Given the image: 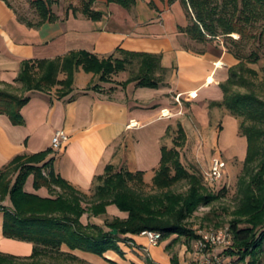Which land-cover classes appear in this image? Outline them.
Returning a JSON list of instances; mask_svg holds the SVG:
<instances>
[{
    "label": "crops",
    "instance_id": "crops-1",
    "mask_svg": "<svg viewBox=\"0 0 264 264\" xmlns=\"http://www.w3.org/2000/svg\"><path fill=\"white\" fill-rule=\"evenodd\" d=\"M53 1L58 19L37 26V20L29 17L36 16L29 7L20 10L13 0H0L1 88L18 91L17 78L25 60L53 59L78 50L120 58L125 56L120 49L161 54L166 71L158 73L162 82L153 88L139 86L136 80L122 84L138 70L136 64L113 74L110 81H101L99 75L80 67L67 96L60 97L58 87L28 92L30 101L22 108L24 124H14L7 114H0V169L17 155L50 149L47 159H54L55 171L83 192L86 202L93 195L95 177L105 173L108 165L143 170L145 177L152 178L160 166L162 142L170 129L181 123L188 130L193 122L197 133L204 135L212 117L221 121L223 110L210 107V103L224 98L221 83L228 79L235 58L224 45L210 44L202 54L188 49L192 40L181 30L189 24L182 0H137L131 9L108 0H70L68 6L62 0ZM89 2L93 10L103 12L101 19L83 12ZM227 116L224 114L223 119ZM61 129L69 134V140L62 149H55L53 136ZM25 189L43 197L57 192V188L47 186L35 188L34 175L29 176ZM1 205L10 206V199L0 198ZM112 209V217L127 216L115 204L108 206V212ZM82 220L105 227L101 215L87 212ZM3 226L4 211L0 209V251L30 256L34 243L6 237ZM123 237L120 244L128 249L127 257L146 254L155 264H171L172 257L178 256L184 264L180 254L170 252L176 236L158 245L142 233ZM62 249L81 252L65 244ZM106 255L120 258L114 250Z\"/></svg>",
    "mask_w": 264,
    "mask_h": 264
},
{
    "label": "trees",
    "instance_id": "trees-1",
    "mask_svg": "<svg viewBox=\"0 0 264 264\" xmlns=\"http://www.w3.org/2000/svg\"><path fill=\"white\" fill-rule=\"evenodd\" d=\"M27 1L38 18L37 26L58 19L52 9L53 0ZM108 1L128 9L137 3V0ZM182 3L189 17V24L181 27L192 40L187 44L188 49L202 54L212 42L224 38V45L228 44L227 51L239 60L230 67L228 79L221 83L224 98L212 101L210 107L224 108L233 116L244 119L240 126L248 140V149L245 173L240 179L242 197L233 211L235 217L230 225L233 243L227 252L245 260L247 256H255L264 245V98L253 89L242 90V87L252 86V81L245 76L247 70L242 60L250 58L255 62L259 59L257 51L249 55L244 52L245 39H264V0H182ZM83 12L95 20L103 16L102 11L91 8V2L84 5ZM254 28L260 31L253 33ZM235 34L240 38L234 37ZM119 51L125 56L100 57L78 50L53 59L25 60L17 78L22 83L23 92L0 87V114H7L14 124H24L22 108L30 101L27 93L48 91L57 86L59 96H67L73 90L80 67L99 75L101 81H110L113 74L136 64L138 70L132 71L123 85L136 80L139 86H160L162 78L158 73L166 71L161 54ZM61 74H64L63 78ZM177 128L179 134L175 145L180 147L186 142V130L181 123ZM51 152L48 149L32 155H17L5 169H0V198H9L11 202L10 206H0L4 211L3 233L9 238L34 243L30 256L0 251V264H47L39 257L49 253L88 262L64 251V244L71 250L101 256L114 250L125 257L120 244L125 239L123 235H138L145 230L161 232V240L176 236L171 243L181 237L190 242L199 238V234L188 225V219L200 205L211 204L219 198V194L207 192L202 178L185 167L178 147L163 145L160 166L153 178L161 191L150 194L138 192L130 184L134 181L142 184L145 171L117 169L111 164L105 173L95 177L94 199L87 207L84 206L85 194L55 171L53 158L47 159ZM31 175H34L35 188L47 186L62 191L51 197L28 192L25 184ZM183 179L189 181L188 192H173L171 186ZM110 204H115L127 216L105 221V227L83 222L85 213L99 216L107 212ZM115 229L117 234L113 232ZM171 264H180L178 256L172 257Z\"/></svg>",
    "mask_w": 264,
    "mask_h": 264
},
{
    "label": "rangeland",
    "instance_id": "rangeland-1",
    "mask_svg": "<svg viewBox=\"0 0 264 264\" xmlns=\"http://www.w3.org/2000/svg\"><path fill=\"white\" fill-rule=\"evenodd\" d=\"M13 1L18 9L21 10L23 8L26 10L29 7L31 12L34 14L27 0ZM69 1L70 0H62V4L64 3L68 6L70 5ZM29 17L36 20L38 19L34 15H29ZM252 31H254L253 33H256V31H260V29L254 28ZM237 35L238 36L236 38H240V35ZM244 44V52L249 55L253 51H257L259 53V59L255 62L249 60L250 58H244V60H242L247 70L245 72V76L252 81L251 87H242V90L246 91L249 88L253 89L264 98V39L261 40L252 37L250 39H245ZM212 45L223 46L224 38L217 39L216 42H212ZM224 46L226 48L228 44ZM238 62L239 60L235 58V63ZM62 75L64 77V74H61V76ZM17 89L18 91H15L16 93L23 92L22 83L18 82ZM221 110H223L221 121L212 117L210 129L207 128L204 135L197 133L196 128L192 127V122V126L188 130L185 129L186 142L183 146L179 147L175 145V138L179 134L177 126L168 131L162 142V144L168 148L178 147L180 150L181 161L185 167L191 173L197 174L202 178L203 185L207 192L219 194V198L217 200L213 201L211 204L200 205L194 214L188 219V225L195 229L197 233L202 230L206 231L230 228L231 221L235 217L233 211L237 208L242 197L240 179L245 173V158L248 149V140L246 136L243 135L240 126L244 119L242 117L233 116L224 108H221ZM226 113L228 116L226 119H223L224 114ZM192 120H194L193 117ZM216 155L223 158L226 163V167L223 172V177L219 181L210 182L206 178V175L211 167L212 159ZM154 176L152 178L144 177V182L142 184L134 181L130 185L142 194L159 192L161 189L155 186L153 182ZM189 188V181L187 179H183L172 185L170 189L176 193H187ZM56 190L57 192L55 194L62 191L59 188ZM93 199L94 198H92V196L88 197L86 201L87 203L85 202L84 206H90ZM115 208L121 211L116 205ZM114 211L115 210L112 209L108 212L107 207V212L101 214V217L106 221L112 220L114 218L112 217ZM172 237L175 236H171L170 238L172 239ZM227 248V246H218L212 251L214 255L222 258L221 264H252L253 261H255L254 264H264V245L262 249L258 250L255 256H247L245 260H241L237 255L229 254L227 252ZM123 250L124 252H128L126 247L123 248ZM170 252L172 254L176 253V255L180 254L184 264H201L203 259V252L196 247V240L188 242V240L184 237L178 238V240L173 243ZM76 255L88 262L84 263L57 253L43 255L39 257V260L47 264H155L149 261L146 254L129 257H122L120 255L119 260H114L106 254L105 256H101L91 252L86 253V251L83 252L82 250ZM96 256L99 259L94 258ZM140 258L142 261L139 260ZM214 259L215 258H213V260Z\"/></svg>",
    "mask_w": 264,
    "mask_h": 264
},
{
    "label": "built area",
    "instance_id": "built-area-1",
    "mask_svg": "<svg viewBox=\"0 0 264 264\" xmlns=\"http://www.w3.org/2000/svg\"><path fill=\"white\" fill-rule=\"evenodd\" d=\"M69 140V134L61 129L57 130L53 136V147L62 149ZM226 163L223 158L216 155L212 159L211 167L206 175L210 182H217L223 177ZM142 234L146 235L153 245H158L162 239V233L159 231L145 230ZM199 238L196 239V247L203 252L201 264H221L222 258L217 257L212 252L218 246L229 247L233 243V233L230 228H221L217 230L199 231ZM216 256V257H215ZM213 258H215L213 260Z\"/></svg>",
    "mask_w": 264,
    "mask_h": 264
},
{
    "label": "water",
    "instance_id": "water-1",
    "mask_svg": "<svg viewBox=\"0 0 264 264\" xmlns=\"http://www.w3.org/2000/svg\"><path fill=\"white\" fill-rule=\"evenodd\" d=\"M113 232H114V234H117V233H118V230H117V229H115Z\"/></svg>",
    "mask_w": 264,
    "mask_h": 264
}]
</instances>
